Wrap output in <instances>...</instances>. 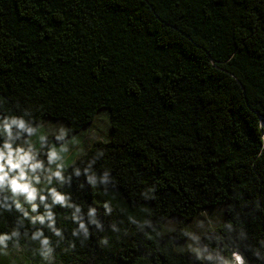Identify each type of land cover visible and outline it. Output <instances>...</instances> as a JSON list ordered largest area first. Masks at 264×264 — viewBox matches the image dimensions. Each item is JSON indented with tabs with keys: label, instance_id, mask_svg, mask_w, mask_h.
<instances>
[{
	"label": "trees",
	"instance_id": "16d2710c",
	"mask_svg": "<svg viewBox=\"0 0 264 264\" xmlns=\"http://www.w3.org/2000/svg\"><path fill=\"white\" fill-rule=\"evenodd\" d=\"M101 110L110 139L50 185L81 214L94 207L101 228L73 236L72 210L56 205L63 239L25 220L0 264H215L176 249L215 208L223 224L202 235L205 256L238 248L264 264V0H0V121H64L62 143ZM19 216L0 209V233ZM35 228L49 259L24 236Z\"/></svg>",
	"mask_w": 264,
	"mask_h": 264
},
{
	"label": "clouds",
	"instance_id": "9594fccd",
	"mask_svg": "<svg viewBox=\"0 0 264 264\" xmlns=\"http://www.w3.org/2000/svg\"><path fill=\"white\" fill-rule=\"evenodd\" d=\"M13 126L27 133L26 137H36L38 147L27 138L22 143H17L21 139L22 133L17 131L13 135ZM0 128L4 135L3 142L0 143V209L11 210L14 208L20 213L16 220V227H13L9 233H0V246L7 248L6 242L10 240L13 241V246L16 245L25 220L33 226L37 224L45 226L56 237L63 239L62 230L56 227L55 213L53 212L56 205L72 210V220L77 224V227L72 231L73 236L82 235L87 238L88 225L101 228L96 217L97 210L94 207H88L86 214H81V207L73 203L66 193L58 191L56 186H50L53 185V180L60 186L71 180V176L64 175V164L60 162L64 158L62 154L67 152L64 144H60L58 147L50 144L48 135L44 132L38 133V129L23 117H5L0 121ZM52 135L56 141L64 139L63 130L59 135L55 133ZM41 151L46 152V161L38 158ZM73 174L80 176V169L74 168ZM106 178V175L102 177V182ZM88 179L91 182L95 180L94 177ZM21 196L22 200L19 198ZM41 207L43 212L38 213L37 209ZM104 207L106 211H110L107 204ZM24 236L31 241H37L41 256L45 259L50 258L53 248L41 228H35L30 235L25 231ZM190 249L196 254L197 259L204 256L199 247L190 246ZM203 252H207V249H203ZM256 255L258 256L259 253ZM204 258L208 261H215V264H247L244 255L238 248L231 251L230 258L214 256L211 253Z\"/></svg>",
	"mask_w": 264,
	"mask_h": 264
},
{
	"label": "rangeland",
	"instance_id": "374dc122",
	"mask_svg": "<svg viewBox=\"0 0 264 264\" xmlns=\"http://www.w3.org/2000/svg\"><path fill=\"white\" fill-rule=\"evenodd\" d=\"M111 117L108 111L101 110L97 113L94 120L87 126H85L78 133L66 138L62 143L56 142L53 138H55L52 134L56 135L60 134V131L66 130V123L63 121H45L42 123L39 132H44L50 138V144L54 146H59L60 144H64L67 148V152L62 154L63 160L60 161L64 164V169H67L72 162L85 153L90 147H92L93 143L97 140L107 141L111 136L110 129ZM27 139L31 140L34 144H36V137H28ZM24 139H20L17 143H22ZM15 147V145H13ZM38 147V144H36ZM39 159L46 161V155H42V151L38 155ZM54 181V180H53ZM39 187V186H38ZM223 210L222 208H215L208 210L206 213L202 214V216L196 217L193 220V223H189L186 227L189 230V237L176 245V249L180 250H191L192 247H199L203 250L204 246L202 244V235L207 229H212L217 226L223 224ZM178 223L176 218L169 219L165 223L166 230H172ZM205 256V252H202ZM202 256L201 258H203Z\"/></svg>",
	"mask_w": 264,
	"mask_h": 264
},
{
	"label": "bare ground",
	"instance_id": "6f19581e",
	"mask_svg": "<svg viewBox=\"0 0 264 264\" xmlns=\"http://www.w3.org/2000/svg\"><path fill=\"white\" fill-rule=\"evenodd\" d=\"M263 126H264V124H263Z\"/></svg>",
	"mask_w": 264,
	"mask_h": 264
}]
</instances>
